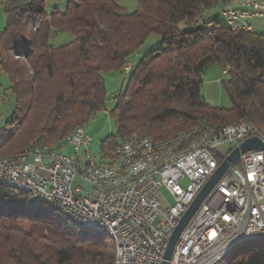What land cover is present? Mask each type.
<instances>
[{"label": "trees", "instance_id": "1", "mask_svg": "<svg viewBox=\"0 0 264 264\" xmlns=\"http://www.w3.org/2000/svg\"><path fill=\"white\" fill-rule=\"evenodd\" d=\"M46 2L0 4L6 20L0 59L10 83L1 99L12 90L17 103L11 122L0 115V159L57 150L108 111L102 73L111 71L129 77L110 110L116 132L102 142L101 161L133 136L159 141L201 125L248 121L264 136V33L227 25L222 11L235 0H140L132 13L115 0H68L64 11L50 14ZM62 33L72 40L58 45ZM153 34L161 48L132 65ZM211 65L227 70L228 109L210 106L201 94ZM33 198L0 185V264H115L111 237L75 226L53 203ZM252 241L242 245L258 246L231 252L221 264H264V240Z\"/></svg>", "mask_w": 264, "mask_h": 264}, {"label": "built area", "instance_id": "2", "mask_svg": "<svg viewBox=\"0 0 264 264\" xmlns=\"http://www.w3.org/2000/svg\"><path fill=\"white\" fill-rule=\"evenodd\" d=\"M244 7L248 11L224 10L222 14L236 22V31L255 33L248 19L264 14V1L244 0ZM249 138L248 124L232 126L209 135L208 144L192 150L185 160L145 176L138 190H130L137 177L133 175L124 189L100 191L99 183L112 181L113 175L107 159L94 158L93 137L80 129L57 150L35 149L26 160L1 165L0 180L32 187L85 225L112 227L123 245V264H162L169 240L188 208L223 160ZM221 146L227 150L219 152ZM147 148L146 138L136 141L133 136L112 159L120 153H129L130 158ZM77 179L89 190L75 186ZM162 187L173 204L163 198ZM259 235H264V152L254 150L242 155L207 196L182 233L170 264H213L230 242Z\"/></svg>", "mask_w": 264, "mask_h": 264}, {"label": "bare ground", "instance_id": "3", "mask_svg": "<svg viewBox=\"0 0 264 264\" xmlns=\"http://www.w3.org/2000/svg\"><path fill=\"white\" fill-rule=\"evenodd\" d=\"M235 3L244 5V0H235ZM224 10L232 9L230 8V6H228L225 7L223 11ZM226 19L227 25L236 31V22H229V19ZM242 123L248 124L251 128V137H259L264 142V136L258 131L254 124L248 121H244ZM240 125L241 123L233 126ZM231 127L232 126L215 128L210 126L204 127L201 125L196 126L190 130L182 131L175 137L159 141L153 140L147 136L134 137L136 138V141H143V139L146 138L148 148L138 150L136 156L130 158L129 153H120L118 154L117 159H107V168L110 169V175H113V180L106 181L105 183H99V190L108 191V189H124L128 185V178L132 177L133 175H137V177L135 178V180L131 181L130 190H138L145 183V176H148L153 171L160 170V166L176 164L182 160H185L186 157L190 155V152L192 150L208 144L209 135L218 134L219 132H224L225 130H231ZM132 139L133 138H130L128 140ZM61 146H63V144ZM170 152L171 154H168ZM26 159L27 154L19 156L17 159H0V166L6 165L8 163H18L19 161ZM0 185L29 192L36 199L46 200L45 196H43L42 193H36V191L32 189V187H23L20 185L8 183V181L6 180H0ZM54 206L75 226L111 237L116 245L115 264H123V245L121 243L119 234H116L112 227H102L100 224L85 225L77 217L73 216L69 210L56 206V204H54ZM252 240H264V235L238 238L237 241L230 242L227 248L219 252L218 259L214 261L213 264H221L222 261L237 247Z\"/></svg>", "mask_w": 264, "mask_h": 264}, {"label": "rangeland", "instance_id": "4", "mask_svg": "<svg viewBox=\"0 0 264 264\" xmlns=\"http://www.w3.org/2000/svg\"><path fill=\"white\" fill-rule=\"evenodd\" d=\"M67 1L68 0H47L46 12L50 14L55 8H58L60 11H64L67 5ZM115 1L119 6L124 8L129 13L139 10L140 0H115ZM1 2L2 0H0V4ZM215 17L222 25L226 24L225 23L226 20L221 16H219L218 14H216ZM5 23L6 20H5L4 9L0 7V35L4 30ZM62 34H66V35H62ZM62 34H61L62 37L57 38L55 41L58 45L62 44L61 42L67 43L72 40V36L70 34L68 33H62ZM161 46H162L161 37L157 34L151 35L147 39L145 44L139 49L137 54L132 58V65L134 66L138 65L139 61L142 59L143 56L148 55L151 52L160 49ZM102 75L105 80L106 93L108 96V111L100 112L99 114H97V116H94L82 128V131L89 133L93 137L92 151L95 158L98 161H101L100 159L102 155V151H101L102 142L111 135H114L116 132L114 121L110 116V110L116 105L117 94L120 93L122 90L126 91L127 81L129 77V74L126 71L104 72L102 73ZM225 78H226V74L223 73L222 69L218 65H211L202 74L203 86H202L201 94L205 98L207 103L212 107H221L225 109L231 107L230 100L222 88V81L225 80ZM9 85H10L9 78L3 72L1 66V59H0V104H1L0 109L3 108L2 113L0 115L3 114L4 116L3 123H5L6 121L11 122L13 112L15 111L17 105L16 97L12 90H8L6 92L5 103H3L1 99L4 91L9 87ZM2 120H0V124ZM226 150L227 148L222 146L219 147L218 149L219 152H224ZM182 183L186 185L187 180H183ZM78 185H82L84 189L89 190L87 185L83 184L77 179L75 182V186ZM161 193L163 198H165V201L167 200L169 204L174 203L170 193L165 187L161 188ZM32 202L36 204L37 202H39V200L33 198ZM252 242H258V241H252ZM256 246H258L256 245V243H247L246 245L239 246L231 253V255H233L234 253L241 252L244 249L255 248Z\"/></svg>", "mask_w": 264, "mask_h": 264}, {"label": "water", "instance_id": "5", "mask_svg": "<svg viewBox=\"0 0 264 264\" xmlns=\"http://www.w3.org/2000/svg\"><path fill=\"white\" fill-rule=\"evenodd\" d=\"M254 150H259L264 152V142L259 137H252L245 140L239 146L234 148L230 154L223 160L214 174L210 177L208 182L205 184L203 189L200 191L198 196L195 198L191 206L188 208L182 219L180 220L178 226L173 232L168 248L164 255V260L162 264H170L174 250L176 248L179 239L188 226L190 220L201 207L202 203L205 201L210 192L215 188V186L220 182V180L231 170V168L238 163L241 156Z\"/></svg>", "mask_w": 264, "mask_h": 264}, {"label": "crops", "instance_id": "6", "mask_svg": "<svg viewBox=\"0 0 264 264\" xmlns=\"http://www.w3.org/2000/svg\"><path fill=\"white\" fill-rule=\"evenodd\" d=\"M230 8L232 10L235 9L237 12L248 11V9L244 7V5L235 2L230 5ZM248 21L250 22V25L254 28L255 33H264V14L262 16L249 17ZM2 109L0 110V114L2 113ZM67 152H70V149H68Z\"/></svg>", "mask_w": 264, "mask_h": 264}]
</instances>
